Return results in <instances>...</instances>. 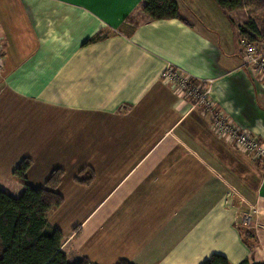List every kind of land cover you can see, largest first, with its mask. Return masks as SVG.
<instances>
[{"label": "crops", "instance_id": "1", "mask_svg": "<svg viewBox=\"0 0 264 264\" xmlns=\"http://www.w3.org/2000/svg\"><path fill=\"white\" fill-rule=\"evenodd\" d=\"M142 1L0 0V189L17 195L23 159L34 187L63 170L47 221L69 263H264L262 166L163 78L171 66L211 81L224 114L264 138V77L239 43L253 16L176 0L188 25L147 18ZM240 228L253 231L252 250Z\"/></svg>", "mask_w": 264, "mask_h": 264}, {"label": "trees", "instance_id": "2", "mask_svg": "<svg viewBox=\"0 0 264 264\" xmlns=\"http://www.w3.org/2000/svg\"><path fill=\"white\" fill-rule=\"evenodd\" d=\"M213 1L226 15L247 10L253 17L238 25L241 37L249 41H256L255 38L264 41V0ZM139 12L151 20H183L176 0H143ZM30 165V159H23L13 170L12 175L18 184L16 196L0 189V264H89L87 261L69 263L61 251L62 233L48 225L49 211L63 203V196L58 191L63 170H51L44 185L34 187L26 180V171ZM91 179L92 176L76 180L88 183ZM239 233L244 244L252 250L255 247L253 231L240 228ZM116 264L133 263L119 261ZM201 264L230 262L223 255L213 254ZM240 264L250 263L243 260Z\"/></svg>", "mask_w": 264, "mask_h": 264}, {"label": "built area", "instance_id": "3", "mask_svg": "<svg viewBox=\"0 0 264 264\" xmlns=\"http://www.w3.org/2000/svg\"><path fill=\"white\" fill-rule=\"evenodd\" d=\"M239 43L242 48L244 65L248 67L252 75L264 77V49L260 51L255 41H249L245 37H241ZM3 59L4 48L0 39V66ZM163 78L171 81L173 91L180 101L187 104L190 109L198 106L209 115L210 127L218 137L226 140L241 153L246 154L253 162L260 164L264 173V138L253 133L247 127L237 124L224 114L211 97V81H193L182 71L171 66L165 69ZM187 81L194 82V85H187ZM188 99L190 104L187 103ZM249 223L250 215H244L242 224L247 225Z\"/></svg>", "mask_w": 264, "mask_h": 264}, {"label": "rangeland", "instance_id": "4", "mask_svg": "<svg viewBox=\"0 0 264 264\" xmlns=\"http://www.w3.org/2000/svg\"><path fill=\"white\" fill-rule=\"evenodd\" d=\"M214 4H215V2L213 1V0H211ZM206 7H207V5H206ZM215 7H217V5L215 4ZM208 8V7H207ZM218 8V7H217ZM213 17H214V20H218V16L215 14V15H212ZM255 42H256V44L259 46V50L260 51H262L263 49H264V41L263 40H261L260 38H255ZM253 77H256V76H254L253 75ZM181 79H183V78H181ZM180 79V80H181ZM180 80H178V81H180ZM187 85H190V86H193L194 85V82H191V81H187ZM187 103L188 104H190V100L188 99V101H187ZM187 107H188V109H190L189 108V106L187 105ZM260 165V164H259ZM250 221H251V217H250ZM106 262H102V261H99V263L98 264H105Z\"/></svg>", "mask_w": 264, "mask_h": 264}]
</instances>
